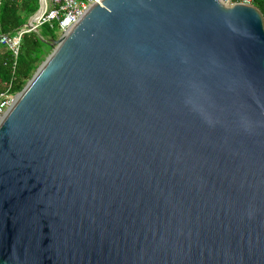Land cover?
<instances>
[{"label":"water","instance_id":"obj_1","mask_svg":"<svg viewBox=\"0 0 264 264\" xmlns=\"http://www.w3.org/2000/svg\"><path fill=\"white\" fill-rule=\"evenodd\" d=\"M40 39L0 118V264H264L261 12L101 0Z\"/></svg>","mask_w":264,"mask_h":264},{"label":"trees","instance_id":"obj_2","mask_svg":"<svg viewBox=\"0 0 264 264\" xmlns=\"http://www.w3.org/2000/svg\"><path fill=\"white\" fill-rule=\"evenodd\" d=\"M251 3L264 18V0H251ZM38 8L39 0H0V35L13 33ZM40 38H44L41 30L23 35L16 60L9 50L0 46V94L20 92L48 55L50 48Z\"/></svg>","mask_w":264,"mask_h":264},{"label":"built area","instance_id":"obj_3","mask_svg":"<svg viewBox=\"0 0 264 264\" xmlns=\"http://www.w3.org/2000/svg\"><path fill=\"white\" fill-rule=\"evenodd\" d=\"M101 0H45L42 11L36 17H30V26L25 24L17 28L11 34L0 35V46L9 50L14 60L19 52V46L23 35L39 31L41 27L47 26L51 30L65 34L83 16L88 8L98 4ZM225 4L241 3L250 5L251 0H220ZM59 36V37H60ZM14 95L8 93L0 94V118L9 107Z\"/></svg>","mask_w":264,"mask_h":264},{"label":"rangeland","instance_id":"obj_4","mask_svg":"<svg viewBox=\"0 0 264 264\" xmlns=\"http://www.w3.org/2000/svg\"><path fill=\"white\" fill-rule=\"evenodd\" d=\"M30 18V17H29ZM29 18L27 19V21L29 20ZM26 21V22H27ZM46 27H41V33L43 34V36H44V38H46V39H57V38H59V36H60V33L59 32H57V31H55V30H51V29H49L48 27V29L46 28ZM50 52V51H49Z\"/></svg>","mask_w":264,"mask_h":264}]
</instances>
